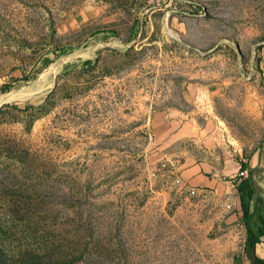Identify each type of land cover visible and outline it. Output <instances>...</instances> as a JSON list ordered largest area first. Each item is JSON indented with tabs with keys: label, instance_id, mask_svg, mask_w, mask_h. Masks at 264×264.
I'll use <instances>...</instances> for the list:
<instances>
[{
	"label": "rangeland",
	"instance_id": "1",
	"mask_svg": "<svg viewBox=\"0 0 264 264\" xmlns=\"http://www.w3.org/2000/svg\"><path fill=\"white\" fill-rule=\"evenodd\" d=\"M263 55L264 0H0V264H249ZM167 108L202 141L160 164ZM190 154L233 180L190 194Z\"/></svg>",
	"mask_w": 264,
	"mask_h": 264
},
{
	"label": "crops",
	"instance_id": "2",
	"mask_svg": "<svg viewBox=\"0 0 264 264\" xmlns=\"http://www.w3.org/2000/svg\"><path fill=\"white\" fill-rule=\"evenodd\" d=\"M260 64L264 74V55ZM185 116L187 112L172 108L156 111V161L160 164L175 161L172 149L179 143L187 139L194 142L202 141L199 123L196 125L194 118ZM177 167H182L180 178L183 183L197 190L217 187L233 180L223 177L222 182L219 180L222 178L218 176L221 167L214 161L194 154L184 155L183 159L178 160Z\"/></svg>",
	"mask_w": 264,
	"mask_h": 264
},
{
	"label": "trees",
	"instance_id": "3",
	"mask_svg": "<svg viewBox=\"0 0 264 264\" xmlns=\"http://www.w3.org/2000/svg\"><path fill=\"white\" fill-rule=\"evenodd\" d=\"M236 190L245 228L243 252L248 258L249 264H264V261L258 259L255 253V247L261 242L264 235V196L257 192L246 179L236 185ZM253 196L255 197L250 205Z\"/></svg>",
	"mask_w": 264,
	"mask_h": 264
},
{
	"label": "built area",
	"instance_id": "4",
	"mask_svg": "<svg viewBox=\"0 0 264 264\" xmlns=\"http://www.w3.org/2000/svg\"><path fill=\"white\" fill-rule=\"evenodd\" d=\"M239 174H240V175H243V174H244V170H240V171H239ZM187 188H188V192H189L190 194H195L196 191H197V189H196V188H193V187H188V186H187Z\"/></svg>",
	"mask_w": 264,
	"mask_h": 264
},
{
	"label": "bare ground",
	"instance_id": "5",
	"mask_svg": "<svg viewBox=\"0 0 264 264\" xmlns=\"http://www.w3.org/2000/svg\"><path fill=\"white\" fill-rule=\"evenodd\" d=\"M15 96H17V93L16 94H5L1 97L0 101L10 99V98L15 97Z\"/></svg>",
	"mask_w": 264,
	"mask_h": 264
}]
</instances>
